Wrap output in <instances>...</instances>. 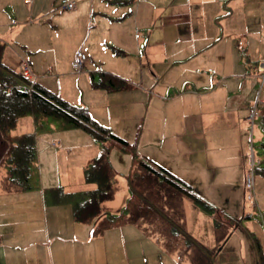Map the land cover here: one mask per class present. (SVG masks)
<instances>
[{
  "label": "crops",
  "instance_id": "0c3cea01",
  "mask_svg": "<svg viewBox=\"0 0 264 264\" xmlns=\"http://www.w3.org/2000/svg\"><path fill=\"white\" fill-rule=\"evenodd\" d=\"M35 1L38 8L41 0L30 3L0 0V60L10 68L18 69L24 57L31 67L37 66L35 53L41 50L43 41L38 33H33L32 25L37 20H30ZM28 5L30 8H23ZM63 11L67 14L58 20L71 21V28L82 30L88 25L83 49L92 31L103 26L100 42L112 48L115 55L121 53L120 56L136 61L138 73L130 66L117 74L96 70L99 76L108 72L130 84L128 88L114 91L93 86L100 88L97 91H104L106 119L102 124L114 131L117 126L112 124L119 116L114 114L116 108L139 113V105L146 102L138 140L140 146L144 145L141 156L190 185L196 179L190 180L188 173L182 175L173 166L204 176L210 165L214 181L218 174L217 162L223 169L224 161L230 159L221 157L224 155L221 149L225 146L230 150L229 141L240 133L237 128L241 129L242 121L248 123L256 87L260 88L264 0H78L73 10ZM74 51L70 53V60H74L78 50ZM30 72L29 78L33 75ZM92 77L91 72L90 80ZM41 78L34 81L50 88ZM158 114L160 125L156 126ZM208 132L219 133L216 148L212 139L208 140ZM159 135L164 139L160 146L155 141ZM62 143L60 140L47 146L45 142H36L35 168L40 170L41 190L7 191L1 187L4 169L0 168V195H3L0 204L6 203L9 215L19 214L13 228L0 227V264H186L178 263L174 254L163 250L154 237L145 235L133 224L112 227L91 236L89 225L75 222L74 200L54 201L49 188L57 186L49 183L52 177L62 178L59 185L65 193L93 189L94 184L84 181L83 170L98 150H88L77 158L84 165L73 170L64 158L71 153L72 146L57 148ZM46 157L57 161L53 167L47 164L48 171L43 167ZM75 172V178L70 177ZM8 195L11 198H6ZM114 199L103 204L111 214L115 209ZM185 217L187 224L186 211ZM197 225L198 219L193 221L190 233L193 237Z\"/></svg>",
  "mask_w": 264,
  "mask_h": 264
},
{
  "label": "rangeland",
  "instance_id": "374dc122",
  "mask_svg": "<svg viewBox=\"0 0 264 264\" xmlns=\"http://www.w3.org/2000/svg\"><path fill=\"white\" fill-rule=\"evenodd\" d=\"M89 1V0H88ZM59 0H41L40 6L35 8V3L32 4L33 13L30 20H37L32 25L35 34H39L41 37L42 48L35 53L36 68L31 67L33 75L31 80L41 78V82L48 85L51 91L61 95L64 99L74 105H82L87 107L90 114L98 120L100 123L104 122L105 114V97L103 90H95L100 88L93 87L90 80V73L94 74V82L99 81V74L96 70L110 71L111 73H120V69L130 68L137 72L135 66V59L131 57H120L115 55L112 48H108L104 42L99 40L100 32L103 30V26H99L97 31H92L91 36L87 39L86 49H83V43L87 36V27L80 30L79 28H71L73 24L71 21L61 19L58 17L66 15V11H61L58 5ZM30 8L28 5L27 7ZM31 8V9H32ZM38 13V14H37ZM38 25H37V24ZM62 29L61 27H66ZM264 27V19H263ZM30 29L31 26L29 27ZM37 31V32H36ZM32 36V32L30 33ZM36 38V37H33ZM95 43V46H93ZM103 43V44H102ZM91 45V46H90ZM90 46L92 51L90 50ZM72 50L83 51L87 60L82 71L72 69L71 64L73 59L70 60V53ZM25 56L27 55L24 52ZM34 55V54H30ZM27 60L26 57L22 58ZM28 61V60H27ZM32 61V60H30ZM34 61V60H33ZM12 62V60H11ZM29 62V61H28ZM134 65V66H133ZM92 66V68H90ZM134 67V68H133ZM116 72V73H115ZM43 85V84H42ZM45 86V85H44ZM46 87V86H45ZM259 90V93H258ZM256 96L252 100L251 105L254 104L257 98H264V83L259 89V85L255 90ZM258 93V94H257ZM140 112H124L123 109L116 108V115H119L117 120L114 121L112 127L115 128L116 134L120 133V137L128 141L131 145V150H121L118 147L112 145L109 148V160L114 169L118 172L117 176V195L112 202L115 206L112 214L116 215L124 211L127 199L130 197V191L127 186L126 176L129 172L130 165L132 163V157L134 154L141 156L144 152L143 144L141 146L137 141L140 139L142 131V116L145 114L146 102L139 105ZM252 107V106H251ZM264 113V106L257 108L256 117L252 127V133L250 135V124L242 121L241 129H238V133L235 137L229 141L230 150H227L225 146L222 147L221 152L224 153L221 157L223 159L230 158L228 161H224L221 164L217 162L218 174L215 180H212L211 166L207 168V175H200L194 170L187 172L186 169L180 167L174 170L186 175L191 176V179H196L194 184L191 185L193 191L203 201L196 202L190 198L185 197L183 199L184 215L187 213L186 230L191 233L193 230V221L198 219L197 229L194 231V237L202 242L208 248H213L217 245L215 236L213 234V220L219 219L220 221L227 222L229 225L228 232L225 240L221 244L220 249L217 251L215 264H256L258 261L257 256H262L264 261V154L262 152L261 143L264 142V129L261 127V116ZM248 116V115H247ZM125 117L130 118L128 120ZM159 114L156 117L155 125H160ZM143 125V124H142ZM11 135H20L22 133H34L36 142H45L48 144L58 143L62 140L63 145H57V148L63 149L72 146V151L69 155H64L67 166L74 168H81L84 164H79L78 159L81 155L88 150H98L102 148V144L95 140L93 136L82 128L75 127H63L57 120L52 118L43 119L41 123L34 124L33 118L30 115L21 117L16 126L10 130ZM117 134V135H118ZM219 133L208 132V140L212 139V145L216 148L219 139L216 136ZM250 139L253 145L254 159L256 164L255 169V195L256 203L254 206L246 200L247 191L244 187L245 171L250 166V162L245 159L244 154L250 149ZM156 145H162L164 139L161 135L155 139ZM224 142V136H223ZM7 147L6 141L0 135V159L3 156ZM56 149V147H52ZM215 148L212 151H215ZM123 151V152H122ZM125 151V152H124ZM213 151V152H214ZM227 152V153H226ZM132 155V156H131ZM137 155V156H138ZM156 156V155H155ZM159 157V155H157ZM223 162V160H222ZM47 164L53 166L57 165L56 159H50L46 157L44 166L47 171ZM37 169V171H36ZM34 168V172L31 176L30 188L34 190H41L42 186L39 181L40 170ZM0 173L1 169H0ZM37 173V174H36ZM74 175V176H73ZM71 174L70 177H74L77 173ZM59 179L52 177L49 185H59ZM36 182V183H35ZM189 184V183H188ZM65 188V187H64ZM63 189V188H62ZM227 190L230 192L227 193ZM231 190L233 193H231ZM82 192H73L78 194ZM6 195V194H5ZM6 198H11L9 195ZM3 199V195H0V200ZM77 200H82L77 197ZM12 202V200H11ZM69 200H65L68 203ZM4 208H1V207ZM205 206H209L207 209ZM208 207V208H209ZM0 208L4 216L0 219V227L13 228L17 222L19 214L9 215L8 207L6 203H1ZM212 208V209H211ZM6 213V214H5ZM186 220V217H185ZM5 229V230H6ZM8 230V229H7ZM213 235V236H212ZM117 249V245H116ZM116 254V253H115Z\"/></svg>",
  "mask_w": 264,
  "mask_h": 264
},
{
  "label": "trees",
  "instance_id": "16d2710c",
  "mask_svg": "<svg viewBox=\"0 0 264 264\" xmlns=\"http://www.w3.org/2000/svg\"><path fill=\"white\" fill-rule=\"evenodd\" d=\"M99 77L97 82L91 78L93 86L110 91L130 86L122 78L108 72L101 73ZM27 115L32 116L36 125L43 119L52 118L63 127L86 129L102 144L101 150L83 170L84 181L94 184L93 189L71 195L65 193L61 186L49 188L56 202L74 200L73 220L89 225L91 236H98L112 227L133 224L145 235L154 237L163 250L174 254L178 263L215 264V254L225 240L229 225L218 218L214 220L217 245L213 248L206 247L186 230L183 199L187 197L203 203L190 184L147 157L134 154L126 176L130 197L122 213L111 214L103 204L114 199L118 185L117 171L109 160V148L114 145L121 150H131V144L109 126L98 122L87 107L70 103L41 83L31 80L19 66L18 69L10 68L0 60V135L7 143L0 159V168L4 169L1 187L7 191L30 188L37 162L35 135L9 133L18 120ZM260 121L264 129V113ZM260 146L264 154V142ZM77 197L82 200H77ZM257 257L256 264H264L262 256Z\"/></svg>",
  "mask_w": 264,
  "mask_h": 264
},
{
  "label": "built area",
  "instance_id": "2783aa9c",
  "mask_svg": "<svg viewBox=\"0 0 264 264\" xmlns=\"http://www.w3.org/2000/svg\"><path fill=\"white\" fill-rule=\"evenodd\" d=\"M32 0H27L28 3H30ZM78 0H59L58 5L59 8L62 10L71 11L75 8L76 3ZM87 59L86 54L78 50L75 53L74 60L72 62V67L74 70L82 71L85 65V61ZM19 68L24 72L26 76H30V66L29 62L27 60H22L19 63ZM259 70L261 72V82H260V88L264 83V61L260 62L259 64ZM259 88V89H260ZM264 105V99L257 98L254 102L253 106L249 109L247 120L250 124V133H252V127L254 124V119L256 117L257 108L259 106ZM246 159L250 162V166L245 171V179H244V187L247 191L246 200L250 202L252 206L256 203V195H255V159H254V151H253V145L252 141L250 139V149L246 151L245 153Z\"/></svg>",
  "mask_w": 264,
  "mask_h": 264
},
{
  "label": "bare ground",
  "instance_id": "6f19581e",
  "mask_svg": "<svg viewBox=\"0 0 264 264\" xmlns=\"http://www.w3.org/2000/svg\"><path fill=\"white\" fill-rule=\"evenodd\" d=\"M123 152V151H122ZM125 152V151H124ZM132 156V155H131ZM135 161V160H134ZM135 163V162H134ZM33 165H34V163H33ZM133 165V164H132ZM145 166V165H144ZM142 168H144V167H142ZM36 169V168H35ZM35 171V170H34ZM33 171V172H34ZM36 171H37V169H36ZM37 174V173H36ZM38 181V180H37ZM152 182H154V181H152ZM36 183V182H35ZM156 183V182H155ZM147 184V183H146ZM26 186V185H25ZM71 195H72V193H71ZM74 213V212H73ZM74 215H75V213H74ZM76 216V215H75ZM162 216V215H161ZM164 217V216H163ZM74 218V217H73ZM76 218V217H75ZM77 219V218H76ZM76 222V221H75ZM49 226V225H48ZM57 230V229H56ZM72 230V229H71ZM74 230V229H73ZM174 231V230H173ZM49 232V231H48ZM76 233V232H75ZM91 233V232H90ZM73 234V233H72ZM88 235V234H87ZM7 237V236H6ZM88 240V239H87ZM215 255H217V254H215Z\"/></svg>",
  "mask_w": 264,
  "mask_h": 264
}]
</instances>
